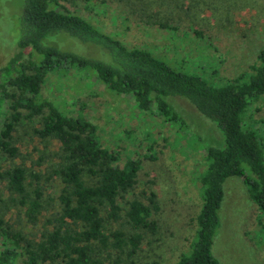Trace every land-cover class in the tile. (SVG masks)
I'll list each match as a JSON object with an SVG mask.
<instances>
[{"label":"trees","instance_id":"trees-1","mask_svg":"<svg viewBox=\"0 0 264 264\" xmlns=\"http://www.w3.org/2000/svg\"><path fill=\"white\" fill-rule=\"evenodd\" d=\"M183 1L171 0L177 6ZM191 1L192 8L201 5V0ZM84 2L94 7L98 0ZM130 4L142 11L151 6L146 0H130ZM73 39L97 51L69 48L65 42ZM29 49L31 57L25 59ZM258 58L247 79L214 85L201 75L173 67L147 48L128 46L85 16L61 9L58 0H24L18 51L0 69V97L7 101V110L0 107V264H139L143 245L159 232L157 193L150 189L144 198L135 194L141 161L112 164L118 155L103 149L96 125L82 114L60 110L43 95L49 74L64 76L74 68L86 70L108 90L131 95L142 111H151L156 103L161 115L185 130L189 124L168 100L170 96L185 98L220 128V143L204 147L209 164L201 176L202 204L195 234L172 264H220L212 246L220 225L224 183L231 176L244 178L264 230V140L244 124L248 108L264 96V49ZM37 119L40 126L32 127L34 134L42 141H56L59 147L51 175L63 187L57 214L49 220L51 227L32 237L12 224L8 214L18 206L27 222L36 224L48 205L39 173L24 161H14L21 156L17 126ZM8 159L11 163L4 165Z\"/></svg>","mask_w":264,"mask_h":264},{"label":"rangeland","instance_id":"rangeland-1","mask_svg":"<svg viewBox=\"0 0 264 264\" xmlns=\"http://www.w3.org/2000/svg\"><path fill=\"white\" fill-rule=\"evenodd\" d=\"M146 1L151 3L147 11L140 6L134 9L130 0H98L90 8L84 0H58V6L85 16L128 46L147 48L173 67L201 75L214 85L247 79L252 66L258 63L264 49V0H232L225 4L201 0L198 8H192L191 0H184L182 6L171 0ZM23 8L24 0H0V69L18 51ZM159 21L167 26H160ZM65 44L80 52L97 51L77 39ZM30 52L25 51V59L31 57ZM42 93L60 110L72 116L82 114L96 125L103 149L118 155L112 164L123 166L129 159L141 161L135 194L144 198L145 191L154 190L161 209L155 215L159 232L149 236L151 242L143 245L137 261L172 264L195 234V218L202 204L201 176L209 164L204 147L219 142L220 128L185 98L170 96L168 100L189 124L185 130L161 115L156 103L151 111H142L131 95L108 90L79 68L64 76L49 74ZM0 107L7 110L3 96ZM39 122L24 120L17 126L15 136L21 156L14 161H24L39 173L48 205L36 224L27 222L18 206H12L8 214L12 224L32 237L41 236L51 227L49 220L57 214L63 187L60 179L51 175L58 164L57 142L42 141L31 130L40 126ZM244 124L264 140V96L248 108ZM10 163L8 159L4 165ZM224 191L213 254L220 264H264L261 213L244 178H227Z\"/></svg>","mask_w":264,"mask_h":264}]
</instances>
